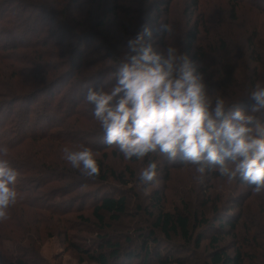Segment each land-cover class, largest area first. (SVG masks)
Here are the masks:
<instances>
[{
  "label": "trees",
  "instance_id": "obj_1",
  "mask_svg": "<svg viewBox=\"0 0 264 264\" xmlns=\"http://www.w3.org/2000/svg\"><path fill=\"white\" fill-rule=\"evenodd\" d=\"M228 1L236 5L247 3L257 12H264V0ZM14 2L18 4L10 9ZM188 2L186 13H182L186 28L175 42L180 52L202 63L201 70L207 76L212 74L211 71L214 75L218 72L222 74L225 61L230 63L227 70L235 75L240 62L246 71L251 69L252 78L258 82L261 78L258 65L264 66V54L255 50L260 42L264 43V13H253V19L245 24L247 47L242 43L232 46L229 44V31L223 30V24L228 23L223 14L197 13L201 0ZM170 3L169 0H0L1 34L14 38L3 44L1 52L13 48L35 56L29 59L34 62L31 71L22 75L19 73L22 67L12 66L10 61L6 64L8 59L4 54L0 55V66L5 69L2 77L8 73L10 81L21 86V80L27 85L18 91L0 93L1 128L11 123L10 129L16 133L6 141L0 137V145L7 144L10 149L9 159L20 173L18 189L22 194V198L10 209V218L0 222V264H49L41 252L47 239L56 234L68 236V232L74 229L64 218L67 211L63 207L85 202L88 198H95L89 207L96 222L89 220L84 223L96 234L89 246L72 244L80 263L134 264L137 261V264H195L191 261L193 258H203V264H264V253L251 255L241 247L235 253H229L228 247L222 243L229 236L237 239L243 233L240 223L241 209L245 208L243 202L236 203L230 210L237 215L234 218L225 217V205L214 206L215 217L212 219L204 211L192 210L187 202L184 210H167L162 205V197L154 196V207L158 210L154 223L135 231L123 239L125 242L116 239L114 232L110 231L111 227L105 226L107 218L113 223L121 221L127 213L129 199L127 192L120 195L103 193L104 183L110 177H117L106 160L109 152L118 155V151L104 143V134L84 96L87 87L98 85L115 71L126 51L127 40L144 27L151 29L155 45L165 46V41L157 37L161 23H173ZM10 10L30 14V19L26 17V25L18 26L16 23L21 18L9 16ZM231 14L235 23L238 13ZM28 35L32 38L17 41ZM170 41L172 38L168 39L169 44ZM205 41L210 44L209 50L204 48ZM210 52L215 60L210 57ZM231 80L215 78L217 94L230 106H235L234 101L238 98L246 100L238 106L250 104L247 99L248 80L244 81V86L237 87L236 78L233 76ZM229 83H234L235 90L231 88L227 92ZM40 101L47 104V108L45 111L34 109L33 117L31 108ZM18 104H21V109L14 111ZM5 108L10 118L6 114L3 116ZM55 110L56 117L52 113ZM42 124L45 126L31 130V126ZM81 144L97 153L100 175L95 179L84 178L62 159L63 147L76 149ZM153 159L156 162L165 159L164 164L171 167L189 165L179 157L175 162L162 156H153ZM144 160L149 161V157ZM53 181L60 185L56 184L53 189L47 187ZM78 186H88L90 190L81 191L71 197L72 200L54 201L62 191L70 192ZM175 237L179 241H175ZM138 241L139 245L131 248ZM163 245L182 254L187 252V255L174 258L172 251L162 252ZM260 246L264 248V243Z\"/></svg>",
  "mask_w": 264,
  "mask_h": 264
},
{
  "label": "clouds",
  "instance_id": "obj_2",
  "mask_svg": "<svg viewBox=\"0 0 264 264\" xmlns=\"http://www.w3.org/2000/svg\"><path fill=\"white\" fill-rule=\"evenodd\" d=\"M155 45L144 27L126 43L115 71L84 100L104 134V143L131 161L162 156L179 157L194 167L198 183L212 172L227 183L239 180L254 193L264 192V83L248 93L250 107L230 106L206 82L203 64L168 43L173 27L161 23ZM145 37H148L146 40ZM0 145V222L22 198L19 171ZM97 153L88 146L62 148V159L86 179L100 175ZM158 163L150 160L140 171L142 185L158 183Z\"/></svg>",
  "mask_w": 264,
  "mask_h": 264
},
{
  "label": "rangeland",
  "instance_id": "obj_3",
  "mask_svg": "<svg viewBox=\"0 0 264 264\" xmlns=\"http://www.w3.org/2000/svg\"><path fill=\"white\" fill-rule=\"evenodd\" d=\"M170 3V17L173 15V36L171 44L177 47L175 42L178 41L179 36L185 31L186 28V19L183 17L182 13H186V9L189 5V0H169ZM17 2H14L10 9H13L14 5H17ZM234 2H229L228 0H201L200 8L197 13H222L223 17L227 20V25L223 24V30L227 29L229 31V37L231 38V42L229 43L232 46H236L238 44L245 45V24L248 21L253 19V13H264L257 12L255 9L251 7V5L247 3H239L236 5ZM17 11V10H16ZM13 13L14 11H9V16H18L21 18L20 22H17L16 25L24 26L26 25V17L30 19V14L25 15L24 13ZM32 11V10H29ZM256 11V12H255ZM38 13V12H37ZM175 15H174V14ZM231 13H238L237 19H235V23L232 20ZM231 16V17H230ZM264 19V16H263ZM264 22V21H263ZM222 31V29H220ZM0 31V52L2 51V46L7 41H12L14 38H11L9 34L2 35ZM208 36H211L209 34ZM32 38V36L28 35L26 37H22V40L17 41H27ZM16 40V39H15ZM205 50H209L210 44L209 42H204ZM259 48L257 47L255 51L257 53L264 54V43L260 42ZM6 46V45H5ZM247 47V46H246ZM41 51L46 50V48H39ZM26 52L22 50L16 49H5L4 52H1L0 55H3L8 59V62L5 61L6 64L9 63L12 66L22 67L19 69L20 74H26L31 71V68L34 62L29 59H34L31 54H25ZM29 53V52H27ZM41 53V52H39ZM210 57L214 60L216 57L210 52ZM225 58H228L225 55ZM29 61V62H28ZM225 69L222 74L218 72V74L214 75V72L211 71L212 74L209 76L205 75L206 82L208 83L211 89H214L215 86V78L220 80H227L232 82V77L236 78L235 87L237 85L244 86L248 80V88L247 92L249 93L254 86L258 82L264 81V66L258 65V69L261 73L258 78V82L254 81L252 75L250 74L251 69L245 70L242 63L237 64V69L235 71V75H232L233 72L227 70L230 67L229 61H225L223 64ZM4 66H0V93H10L12 91H18L22 86L27 87L26 84H23V81L19 80L21 86H18V82L10 81L7 75L4 74ZM209 71V69L207 70ZM233 71V65H232ZM212 75V76H211ZM237 76V77H236ZM245 77V80H243ZM241 77V78H240ZM238 78V79H237ZM210 81V82H209ZM246 81V82H244ZM254 81V82H253ZM230 86L227 92H230L231 88H234V83H229ZM247 92L245 96H247ZM47 102L46 99H43ZM235 104L246 103L244 98L235 99ZM248 103V102H247ZM60 104V103H59ZM47 104L43 102L34 103L31 111L32 116L34 117V109L36 111H45ZM21 104H18L15 109H21ZM250 107V104L243 106L245 110ZM23 112L25 109H22ZM52 112L53 114L56 113ZM8 109L5 108L3 110L4 114L8 115ZM12 114V113H11ZM10 114V115H11ZM5 115V116H6ZM56 117V114H54ZM10 118V116H9ZM16 120L12 122H16ZM11 124V123H10ZM10 124L1 128L0 124V137H4V141L8 139L11 135L15 136L16 133L11 130ZM12 125V124H11ZM45 124H42L38 127L31 126V130H38L40 127H44ZM12 128L16 129L14 126ZM56 131V130H54ZM153 156L149 157V161ZM155 158V157H154ZM154 160V159H153ZM149 161L143 160H125L122 155L114 154L113 152H109V157L106 160V164L109 167H112L116 173L117 177H110L106 183H104L103 193L112 194V195H120L124 192H127L129 205L126 215L121 219L119 223L111 222L109 218H107V222L105 226L111 227L110 231L114 232V236L116 239L122 240L128 236H131L135 231L139 230L142 227H149L152 225L157 217L158 210L154 207L155 200L154 196L162 197V205L167 210H184L185 203L187 202L192 206V210L196 211H204L208 217L212 219L215 217V212H213V207L216 205H225L224 212L226 213V218H234L236 214L230 213V210L235 207L236 203H244L245 208L241 209L242 219L241 226L243 228V233L239 235L237 239H233V237H227L223 243L229 249V253H235L236 249L241 247L246 249L248 253L251 255L255 253L263 254L264 248H261L264 243V192L259 194L254 193L250 186L246 185L243 182L237 180L233 183H227L219 175H216L214 172L209 173L204 182L198 183L194 178L196 173L194 171V167L191 165L188 166H179V167H171L169 165H165L163 161L165 159L157 161L158 163V183H153L150 185H142L139 180L140 171L147 165ZM186 165V164H184ZM169 166V167H168ZM57 182L53 181L48 184L47 187L51 189L56 188ZM57 185H60L58 183ZM64 188V187H62ZM50 189V190H51ZM65 189V188H64ZM88 186H78L74 188V190L68 192L64 190L61 194H58L54 201H65L72 200L70 199L76 194H79L81 191H89ZM95 190L93 189V193ZM104 195V194H103ZM99 197V196H98ZM95 202V198H88L85 202L80 201L76 205L70 204L69 206H64V211H67L64 218L67 219L68 225L74 227V229L68 232V236L66 234L60 235L56 234L51 238L47 239L45 242L41 252L44 258L48 261L49 264H97L95 262L86 261L84 263L79 262V255L76 250H74L73 245L80 246H89L90 241L94 239L96 233L91 232L89 230V225L85 224L86 221L96 222V219L93 217L92 209L89 207L91 203ZM69 209V210H68ZM67 238V240L65 239ZM175 241H179V238L175 237ZM125 242V241H124ZM139 241L135 243V245L131 248H135L139 245ZM205 248V246H204ZM169 248L167 245H163L162 252H168ZM171 252V256L184 257L187 255V252H179L178 250H169ZM202 259V260H201ZM193 258L191 261L195 262V264H203L204 260L201 258ZM137 264V261L134 262ZM247 264H249L247 262Z\"/></svg>",
  "mask_w": 264,
  "mask_h": 264
}]
</instances>
